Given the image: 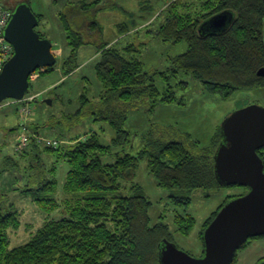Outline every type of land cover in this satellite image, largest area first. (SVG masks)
I'll use <instances>...</instances> for the list:
<instances>
[{"label":"trees","instance_id":"16d2710c","mask_svg":"<svg viewBox=\"0 0 264 264\" xmlns=\"http://www.w3.org/2000/svg\"><path fill=\"white\" fill-rule=\"evenodd\" d=\"M100 2L82 0L79 5L88 13ZM167 8L169 15L157 31L158 37L163 42L185 41L188 44L187 50L173 59V74L179 70L190 74L208 93L223 100L230 99L240 90L264 89V76L257 73L264 67V0H174ZM223 11L235 15L232 26L222 33L201 35L200 25ZM37 17L40 24L42 16ZM62 19L70 50L61 69L63 75L68 76L80 67L78 49L88 43L85 31L88 33L95 23H88L87 30L80 31L67 15L62 13ZM138 50L135 45L118 48L103 43L99 46V58L94 68L105 94L101 104L96 103L90 111L96 121L108 123L114 130L111 143H102L100 133L91 132L54 149L43 146L31 136L24 151H15L20 157L30 154L29 169L35 171L25 192H31L33 201L43 211L53 213L62 205L56 197L57 179L46 176V163L41 157L43 151L67 162L69 169L64 189L77 196L67 201L69 211L66 216L49 220L29 241L16 247H10L8 231L20 227L19 212L13 205L8 210L0 209V264H160V245L163 239L174 241V235L164 221L152 222L150 209L153 203L135 182L141 159L148 160V170L157 184L173 192L177 203L190 204V194L196 189L216 190L226 186L218 183L214 172V154L222 140L221 126L206 146L179 137L167 140L150 131L136 154L118 152L113 162L103 161L113 149L129 142L130 132L125 125L130 109L148 102L154 109L160 101L168 103L176 99L172 85L160 96L161 91L136 56ZM53 70L48 67L44 72ZM39 71L41 69L36 72ZM162 75L168 79L165 72ZM81 98L82 107L68 117H62L60 123L71 127L83 117V109L91 101L86 95ZM187 137L190 138L188 134ZM56 170L54 165L49 171L56 174ZM8 171H20L18 160L11 155L4 158L0 173ZM128 185L134 193L119 195ZM233 197L236 196L226 198L206 219L200 232L202 243L205 228ZM174 222L176 230L184 235L196 225L191 214H178ZM237 255L236 252L235 260Z\"/></svg>","mask_w":264,"mask_h":264},{"label":"rangeland","instance_id":"374dc122","mask_svg":"<svg viewBox=\"0 0 264 264\" xmlns=\"http://www.w3.org/2000/svg\"><path fill=\"white\" fill-rule=\"evenodd\" d=\"M20 1L23 0H0L7 8L14 7ZM80 1L82 0H29L33 12L42 16L36 30L52 41L57 57L53 71L44 72L46 68L31 77L32 84L27 96L31 98L39 94L30 103L32 114L28 119L29 131L35 136L34 132L38 131L40 134L37 137L57 138L62 141L61 145L66 146L72 143L74 137L98 132L102 143H111L115 136L114 130L108 123L96 121L95 115L90 111L97 106L96 103L101 104L105 94L94 68L99 58V46L103 43H111L118 48L135 45L139 49L136 56L143 62L145 71L152 76L154 84L161 91L160 96L166 88L171 89L172 85L176 97L172 102H158L154 109H151L150 102L130 109L125 125L130 132L129 142L104 156L105 162H113L118 152L136 154L142 149L150 131L167 140L179 137L184 141L192 140L206 146L216 129L233 111L253 103L264 106V89L240 90L230 99L223 100L218 95L208 93L202 83L190 74L180 70L173 74L174 69L171 72L173 59L185 52L188 46L185 41L163 42L157 35L169 15L167 7L174 0H101L98 7L88 13L82 11ZM95 1L86 0L87 3ZM62 13L80 31L87 30L88 23H95V26L89 27L88 33L85 31L84 37L88 43L78 49L80 67L68 76L63 75L61 69L70 50ZM162 72H165L168 79L163 77ZM83 95L91 101L83 109V117L71 127L60 123L62 117H68V114L75 113L82 107ZM47 99L51 103H47ZM5 101L7 103L10 99ZM4 107L0 108V170L4 165V158L11 155L18 160L20 171L0 173V209L8 210L13 205L19 212L20 227L8 231L10 247H16L29 241L49 220L66 216L69 211L67 201L75 199L77 195L64 189L69 169L67 162L58 160L54 155H47L45 151L41 152V157L46 163V176L57 179L56 197L62 205L57 211L47 213L33 201L31 192H25L30 187L29 179L35 169H29L30 154L20 157L15 152L22 132L20 123L23 117L17 111L18 104L7 105L2 109ZM261 155L264 158V154ZM54 165L56 174L49 171ZM135 182L140 184L143 193L153 203L150 209L152 222L164 221L169 224L177 246L194 257L203 254L204 245L200 232L206 219L226 198L243 194V187L239 185L222 186L216 190L196 189L190 194V204L177 203L173 192L157 184L148 170L147 159L140 160ZM133 193L128 185L118 194ZM178 214H191L196 219V225L188 235L176 230L174 220ZM237 254L234 264H257L264 258V235L250 239L247 246L240 248Z\"/></svg>","mask_w":264,"mask_h":264},{"label":"water","instance_id":"95a60500","mask_svg":"<svg viewBox=\"0 0 264 264\" xmlns=\"http://www.w3.org/2000/svg\"><path fill=\"white\" fill-rule=\"evenodd\" d=\"M234 19L233 12L223 11L204 21L199 32H225ZM38 25L39 18L29 2L13 8L4 35L14 53L0 73V103L24 99L31 76L57 62L52 41L41 37ZM257 73L264 76V67ZM220 130L222 140L214 154L216 179L220 185H239L247 191L225 203L205 228L202 256L194 257L174 241L163 239L160 264H233L238 249L250 238L264 235V161L258 153L264 147V106L253 103L233 111Z\"/></svg>","mask_w":264,"mask_h":264},{"label":"built area","instance_id":"2783aa9c","mask_svg":"<svg viewBox=\"0 0 264 264\" xmlns=\"http://www.w3.org/2000/svg\"><path fill=\"white\" fill-rule=\"evenodd\" d=\"M11 18V11L9 8L5 7L0 2V73L2 72L5 63L13 56L14 48L5 38L4 32L8 22ZM43 70V69H41ZM36 72L31 76L33 77ZM39 94L29 98L27 95L22 100H10L12 102L18 103V111L20 115L23 117L20 127L22 128V132L19 135L18 142L15 146V151L21 153L25 148L28 147L30 143L31 136H35L30 133V129L28 128V119L32 114V106L30 105L31 101L36 98ZM33 102V101H32ZM32 104V103H31ZM38 136V135H37ZM38 142L43 146H49L54 149H58L61 146L62 141L57 138H46V137H37Z\"/></svg>","mask_w":264,"mask_h":264},{"label":"flooded vegetation","instance_id":"af4514ba","mask_svg":"<svg viewBox=\"0 0 264 264\" xmlns=\"http://www.w3.org/2000/svg\"><path fill=\"white\" fill-rule=\"evenodd\" d=\"M23 1H25V0H23ZM20 2H22V1H20ZM20 2H18V3H20ZM18 3H17V4H18ZM17 4H16V5H17ZM16 5H15V6H16ZM15 6H14V7H15ZM14 7H10V8H9L10 11H11V13H12V10H13ZM258 152H259V154H262V153L264 154V147H263V148H260V149L258 150ZM261 156H262V155H261ZM262 159H263V161H264V158H262ZM246 191H247V189H246L245 187H243V193H245ZM252 238H254V237H252ZM255 238H257V237H255ZM250 239H251V238H250ZM250 239H249V240H250ZM249 240H248V241H249ZM248 241H247V242H248ZM245 245H246V244H245ZM245 245H244V246H245ZM241 248H242V247H241ZM238 250H239V249H238ZM238 250H237V253H238ZM234 260H235V259H234ZM262 260H264V258L260 259L258 262H260V261H262ZM233 263H234V262H233Z\"/></svg>","mask_w":264,"mask_h":264},{"label":"crops","instance_id":"0c3cea01","mask_svg":"<svg viewBox=\"0 0 264 264\" xmlns=\"http://www.w3.org/2000/svg\"><path fill=\"white\" fill-rule=\"evenodd\" d=\"M98 56H99V55H98ZM11 104L17 106L18 103H16V102H12V101H8L7 103H4L2 106H1V105H0V106H1V107H4V106H5L4 108H2V109H5L7 105H11ZM1 107H0V108H1ZM16 108H17V107H16ZM17 111H18V110H17ZM9 173H10V172H9ZM1 177H2V175H0V178H1Z\"/></svg>","mask_w":264,"mask_h":264}]
</instances>
